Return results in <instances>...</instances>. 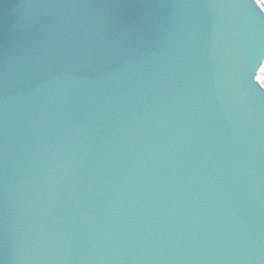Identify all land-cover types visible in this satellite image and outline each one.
<instances>
[{
    "label": "water",
    "instance_id": "water-1",
    "mask_svg": "<svg viewBox=\"0 0 264 264\" xmlns=\"http://www.w3.org/2000/svg\"><path fill=\"white\" fill-rule=\"evenodd\" d=\"M263 60L256 0H0V264H264Z\"/></svg>",
    "mask_w": 264,
    "mask_h": 264
},
{
    "label": "rangeland",
    "instance_id": "rangeland-1",
    "mask_svg": "<svg viewBox=\"0 0 264 264\" xmlns=\"http://www.w3.org/2000/svg\"><path fill=\"white\" fill-rule=\"evenodd\" d=\"M264 2V0H261ZM257 80L264 86V64L262 65L259 73L257 74Z\"/></svg>",
    "mask_w": 264,
    "mask_h": 264
}]
</instances>
